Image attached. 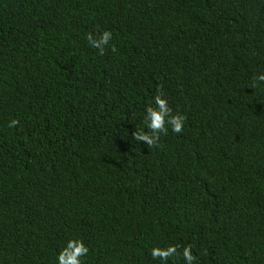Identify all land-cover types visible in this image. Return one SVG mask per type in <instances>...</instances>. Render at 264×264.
I'll use <instances>...</instances> for the list:
<instances>
[{"label": "trees", "instance_id": "trees-1", "mask_svg": "<svg viewBox=\"0 0 264 264\" xmlns=\"http://www.w3.org/2000/svg\"><path fill=\"white\" fill-rule=\"evenodd\" d=\"M259 72L264 0H0V264L68 239L82 264H264ZM158 94L184 126L148 146Z\"/></svg>", "mask_w": 264, "mask_h": 264}, {"label": "clouds", "instance_id": "clouds-1", "mask_svg": "<svg viewBox=\"0 0 264 264\" xmlns=\"http://www.w3.org/2000/svg\"><path fill=\"white\" fill-rule=\"evenodd\" d=\"M112 34L105 30L98 36L88 35L89 42L100 49L101 45L107 44L111 40ZM102 55V49L100 50ZM255 86H264V72L256 74ZM144 130H135L132 137L137 141H143L148 146L154 145L160 133H165L170 128L173 133H180L184 126V116L182 114H172V109L168 105L166 98L161 95L153 97V103L146 107L144 112ZM16 119L10 120L8 127L12 128L17 124ZM89 252L88 247L80 239H68L56 256V264H82L81 257ZM181 255L184 264H195L197 258L193 254L191 246L185 245L181 253L177 252V246L169 244L167 247H154L151 249L153 258H159L164 264L169 258Z\"/></svg>", "mask_w": 264, "mask_h": 264}]
</instances>
